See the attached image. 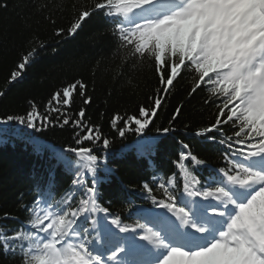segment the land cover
<instances>
[{
	"label": "snow or ice",
	"instance_id": "1",
	"mask_svg": "<svg viewBox=\"0 0 264 264\" xmlns=\"http://www.w3.org/2000/svg\"><path fill=\"white\" fill-rule=\"evenodd\" d=\"M174 2V13L161 22L171 37L162 48H156L153 57L160 88L150 97L151 107L141 106L138 116L122 118L117 114L111 119L110 127L121 137L130 131L142 134L178 82L191 79L190 96L206 89L205 103L216 106L215 118L194 134L221 146L226 163L215 170L221 182L203 184L196 178L194 170L186 166L188 162L196 167L207 165L190 151L188 144H183L187 151L180 153L178 162L184 175L192 177L191 186L183 185L184 192L188 197H202L207 205L193 200L197 210L178 207L177 197L165 189L166 199L152 197V203L164 211L143 209L146 220L155 225L154 229H145L140 223L129 225L120 218H113L110 224H101L92 218L99 185L107 179L98 176L99 166L106 158L95 154V147L99 145L107 150L111 141L100 125L86 119L83 107L75 118L65 111L72 107L76 95L83 98L84 105L92 102L86 94L87 85L77 80L55 91L43 112L35 102L29 101L25 114H7L0 117V124L17 123L35 132L68 126L75 146L69 145L64 151L86 162L83 174L73 179L72 188H82L87 196L74 205L64 196L56 199L54 188L47 183L44 187L37 185L36 197L28 204H21L29 213L26 221L15 228L0 224V231L5 233L0 255L18 257L19 264H125L120 259L121 254L132 247L142 248L144 258L132 260L130 264H264V212L259 210L258 198H254L264 189V118H252L264 107L261 95L264 81L260 80L264 75V26L258 27L255 34L248 33L236 18L241 11L240 0ZM170 3L173 0H147V7L160 12ZM231 5L237 7L230 8ZM70 7L76 9L74 22L66 33L64 29H56V36H75L83 23L98 13L112 23L110 31L118 36L114 20L121 13L110 0ZM47 8L45 3L38 12L43 13ZM36 51L33 48L22 56L6 81L8 85L21 77ZM7 91V87L0 90V98ZM182 107L175 109L168 127L156 131L165 134L172 131V122L179 117ZM49 113L57 115L52 118ZM85 142H89V146H84ZM237 154L242 157L243 172ZM104 171L111 173L108 168ZM143 187L153 192L147 182ZM159 187L164 189L165 185ZM71 200L75 201L76 196ZM181 213L188 218H183ZM0 219L19 220L7 212ZM217 220L226 227L215 229ZM213 231L218 235H211ZM94 232L106 235L104 251L98 250L97 240L102 237L93 236Z\"/></svg>",
	"mask_w": 264,
	"mask_h": 264
},
{
	"label": "trees",
	"instance_id": "2",
	"mask_svg": "<svg viewBox=\"0 0 264 264\" xmlns=\"http://www.w3.org/2000/svg\"><path fill=\"white\" fill-rule=\"evenodd\" d=\"M94 2L0 0V5L7 6L0 7V90L8 88L6 95L0 98V117L25 114L29 101L35 102L43 112L55 91L82 80L92 102L84 105L83 98L76 95L72 107L65 111L75 118L83 107L86 119L101 126L103 134L111 141L107 150L99 145L95 147V154L106 158L103 164H110L113 154L119 151L118 154L125 156L111 163L116 165L118 180L111 182L99 166L98 176L107 179L99 185L97 204L114 209L127 202L126 188L138 192L146 190L143 184L147 182V173L144 163L139 160L154 161L159 167L168 165L165 158L175 155L177 159L183 144H188L193 154L210 164L217 161V152L223 153L220 145L205 143L195 137L198 128L214 120L216 106L205 103L206 89L189 95L190 78L176 84L144 133L130 131L121 137L110 127L111 119L117 114L122 118L138 116L141 106L151 107L150 97H154L160 88L153 59L156 46L154 41L153 46L140 51L133 44H124L111 34L109 24L99 13L83 23L75 36L55 35L56 29H64L66 33L74 22L76 9L70 6ZM45 3L48 8L39 13L38 8ZM42 43L46 46L40 47ZM33 48L37 51L31 63L22 70L17 81L8 85L6 81L11 72L22 56ZM180 105L183 107L179 117L172 122L173 130L166 134L157 132V128L169 126ZM49 115L55 118L57 114ZM51 143L55 144L51 149L55 157L52 159L45 148L50 149ZM69 145L75 146V143L68 126L35 132L17 123L0 124V216L7 212L19 218L18 221L0 219V224L15 228L26 221L29 213L21 204L32 200L35 190L30 188L31 185L44 187L47 183L54 188L56 199L64 196L74 205L87 196L82 188H72L73 179L83 174L86 163L64 151ZM84 146H89V142ZM32 149L42 152L48 177H45L44 167L37 168ZM162 157H165L163 161ZM69 188L72 191H67ZM72 196H76L75 201L71 200ZM4 236L5 233L0 231V243ZM0 264H19V260L18 257L0 255Z\"/></svg>",
	"mask_w": 264,
	"mask_h": 264
},
{
	"label": "bare ground",
	"instance_id": "3",
	"mask_svg": "<svg viewBox=\"0 0 264 264\" xmlns=\"http://www.w3.org/2000/svg\"><path fill=\"white\" fill-rule=\"evenodd\" d=\"M52 144V143H51ZM32 145V144H31ZM53 146L50 145V149L45 147L46 150L48 151L49 153V158L52 159V158H55L54 157V153H53V149L55 147V144H52ZM52 149V150H51ZM98 155V154H97ZM32 156L36 159L37 161V168L39 169L40 167H44L45 171H46V175L45 177L47 176L48 177V173H47V170H46V166L44 164V160H43V154L42 152L38 151L37 149H32ZM99 156V155H98ZM165 157H162V161L164 160ZM175 160V155H171L170 157L165 158V161H168V162H173ZM39 162L41 164H39ZM140 163H144V170L145 172L147 173V182L150 180V178L152 177L153 175V170L152 168L150 167V165L144 161V160H139ZM141 166V164H139ZM100 166H102V171L104 174H106V172L104 171L105 168H108V169H111V173H107L111 182L113 180H118V171L116 169V165L114 164H103L101 163ZM110 183V182H109ZM114 184V183H112ZM30 188L32 189H35L36 188V185H31Z\"/></svg>",
	"mask_w": 264,
	"mask_h": 264
},
{
	"label": "rangeland",
	"instance_id": "4",
	"mask_svg": "<svg viewBox=\"0 0 264 264\" xmlns=\"http://www.w3.org/2000/svg\"><path fill=\"white\" fill-rule=\"evenodd\" d=\"M232 6V5H231ZM231 6H229V7H231ZM170 8H173L174 10H175V8H176V4H174L173 6H171ZM169 15H171L170 13H165L162 17H160V18H157L156 19V22H157V24H158V27H160V28H163L164 26L162 25V21L166 18V17H168ZM238 20V19H237ZM239 21H241V19L239 20ZM260 77H262V76H260Z\"/></svg>",
	"mask_w": 264,
	"mask_h": 264
}]
</instances>
